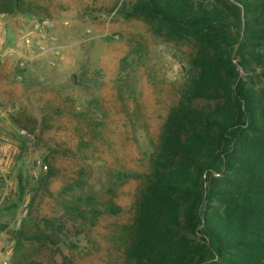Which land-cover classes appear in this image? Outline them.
Returning <instances> with one entry per match:
<instances>
[{"label": "rangeland", "instance_id": "374dc122", "mask_svg": "<svg viewBox=\"0 0 264 264\" xmlns=\"http://www.w3.org/2000/svg\"><path fill=\"white\" fill-rule=\"evenodd\" d=\"M24 1L30 12L0 13V264H11L24 220L44 228L80 186L122 212L100 215L87 236L70 232L82 223L69 221L60 250L26 244L29 262L119 264L112 235L133 222L140 181L118 175L148 171L192 47L121 13L133 0Z\"/></svg>", "mask_w": 264, "mask_h": 264}, {"label": "trees", "instance_id": "16d2710c", "mask_svg": "<svg viewBox=\"0 0 264 264\" xmlns=\"http://www.w3.org/2000/svg\"><path fill=\"white\" fill-rule=\"evenodd\" d=\"M26 4L0 0V13H28ZM120 12L193 51L148 171L118 175L140 181L133 222L112 235L119 264H264V0H133ZM82 187L44 228L24 220L11 264H30L26 244L68 246L69 221L87 236L100 215L122 212Z\"/></svg>", "mask_w": 264, "mask_h": 264}, {"label": "built area", "instance_id": "2783aa9c", "mask_svg": "<svg viewBox=\"0 0 264 264\" xmlns=\"http://www.w3.org/2000/svg\"><path fill=\"white\" fill-rule=\"evenodd\" d=\"M50 23V20L49 19H42L41 22H40V31L42 32L43 35L46 34V26H48Z\"/></svg>", "mask_w": 264, "mask_h": 264}, {"label": "water", "instance_id": "95a60500", "mask_svg": "<svg viewBox=\"0 0 264 264\" xmlns=\"http://www.w3.org/2000/svg\"><path fill=\"white\" fill-rule=\"evenodd\" d=\"M72 80H74V78L72 77Z\"/></svg>", "mask_w": 264, "mask_h": 264}]
</instances>
